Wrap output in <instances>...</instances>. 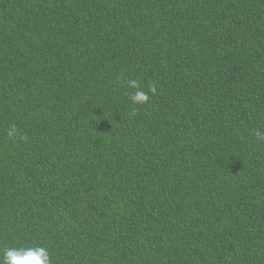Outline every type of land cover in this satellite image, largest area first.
Instances as JSON below:
<instances>
[{
    "label": "trees",
    "instance_id": "trees-1",
    "mask_svg": "<svg viewBox=\"0 0 264 264\" xmlns=\"http://www.w3.org/2000/svg\"><path fill=\"white\" fill-rule=\"evenodd\" d=\"M257 132L264 0H0V250L264 264Z\"/></svg>",
    "mask_w": 264,
    "mask_h": 264
},
{
    "label": "clouds",
    "instance_id": "clouds-1",
    "mask_svg": "<svg viewBox=\"0 0 264 264\" xmlns=\"http://www.w3.org/2000/svg\"><path fill=\"white\" fill-rule=\"evenodd\" d=\"M129 87L137 88L136 81H129ZM134 104H144L149 100L147 93L136 91L130 97ZM14 126L9 131V136L13 135ZM256 136L260 140H264V134L257 132ZM0 264H52L50 253L44 247L29 248H5L0 250Z\"/></svg>",
    "mask_w": 264,
    "mask_h": 264
}]
</instances>
